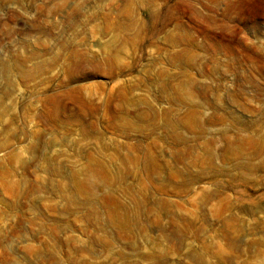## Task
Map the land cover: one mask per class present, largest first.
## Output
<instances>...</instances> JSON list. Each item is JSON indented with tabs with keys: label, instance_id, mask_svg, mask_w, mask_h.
Wrapping results in <instances>:
<instances>
[{
	"label": "rangeland",
	"instance_id": "rangeland-1",
	"mask_svg": "<svg viewBox=\"0 0 264 264\" xmlns=\"http://www.w3.org/2000/svg\"><path fill=\"white\" fill-rule=\"evenodd\" d=\"M0 264H264V0H0Z\"/></svg>",
	"mask_w": 264,
	"mask_h": 264
}]
</instances>
